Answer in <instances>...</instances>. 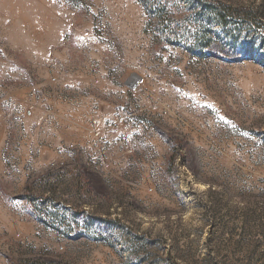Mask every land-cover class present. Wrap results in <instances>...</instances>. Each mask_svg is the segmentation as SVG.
Returning a JSON list of instances; mask_svg holds the SVG:
<instances>
[{
    "label": "rangeland",
    "instance_id": "1",
    "mask_svg": "<svg viewBox=\"0 0 264 264\" xmlns=\"http://www.w3.org/2000/svg\"><path fill=\"white\" fill-rule=\"evenodd\" d=\"M210 1L264 31V0ZM148 19L138 0H0V264H264V43L200 58ZM77 136L68 159L25 155Z\"/></svg>",
    "mask_w": 264,
    "mask_h": 264
},
{
    "label": "trees",
    "instance_id": "2",
    "mask_svg": "<svg viewBox=\"0 0 264 264\" xmlns=\"http://www.w3.org/2000/svg\"><path fill=\"white\" fill-rule=\"evenodd\" d=\"M148 19L146 26L156 33V42L182 47L200 58L207 51L236 52L245 37H258L264 43V31L252 18L256 10H235L210 0H138ZM222 30L220 35L217 29ZM246 32V33H245ZM262 32V33H260ZM256 36V37H255ZM252 43V40H249ZM222 45V46H221ZM207 50V51H206ZM209 54V53H208Z\"/></svg>",
    "mask_w": 264,
    "mask_h": 264
},
{
    "label": "crops",
    "instance_id": "3",
    "mask_svg": "<svg viewBox=\"0 0 264 264\" xmlns=\"http://www.w3.org/2000/svg\"><path fill=\"white\" fill-rule=\"evenodd\" d=\"M79 85L80 84H79L78 79L77 80L72 79V81L69 83V86L72 89L79 88ZM115 90L116 89H114V91ZM126 94H127L126 93V89L125 90L122 89V90H120V94L119 95H116V94H114V96L112 95L113 96V102L112 103H110V102H101V101H98L96 97H95V100H94L93 97L92 98L90 97V99H89V101H90L89 104L90 105L89 106H90V108L93 107V105L96 108H98V107L100 108L101 106H103V108L101 107L100 111H102L103 113H108V112H111V107L109 105L112 104V112H111V115H112V113L118 111L117 109L123 108L124 106H126L128 104L127 95ZM117 96H119L120 99L117 98ZM153 99H156V98H153ZM104 100H105V96H104ZM141 106L142 107L144 106L143 107L144 109L147 108V105H146L145 102H142ZM79 110L80 109L78 108V109H76L74 111L78 112ZM108 110H110V111H108ZM126 112L128 113L129 111H126ZM128 114H130V115H127L126 118L132 116L131 115L132 114L131 111ZM76 116H77V114L74 115V119L76 118ZM138 116H137L138 117L137 119H134V117H133V118L128 119V121H131V123L136 122L138 127L142 128V129H145L146 131L148 130L147 133L151 132L152 129H153V123L150 122V120H148V119L146 120L145 117L142 116V115H138ZM110 118L111 117L108 118V116L104 115L102 120H100V122L101 123H105ZM73 125L75 126L76 123H74ZM130 125L131 124H128V126H130ZM77 127L79 128V114H78V125H77ZM77 135H79V134H77ZM32 144H34V143H32ZM79 145H81V143H80V138L78 136L76 138H72V140L71 139H66L65 142L63 141L62 145H60V143H53V144H50L47 147H45V146H42V147L39 146L38 147V145H37L39 150L37 149V147H30L29 143L27 142L26 143V147H25V155L28 158V157H33L34 155H36V153L42 154V152H43L44 154L46 153L48 155V157H50L52 159L56 158V159H59V160L60 159L64 160V159L70 158L73 155V153H74V149L76 147H78ZM61 147H63V149H60ZM70 149H72V150H70ZM152 149L156 150L155 148H152Z\"/></svg>",
    "mask_w": 264,
    "mask_h": 264
},
{
    "label": "bare ground",
    "instance_id": "4",
    "mask_svg": "<svg viewBox=\"0 0 264 264\" xmlns=\"http://www.w3.org/2000/svg\"><path fill=\"white\" fill-rule=\"evenodd\" d=\"M138 82H139V78L137 76L134 77L133 85L132 86H134V84L136 85Z\"/></svg>",
    "mask_w": 264,
    "mask_h": 264
},
{
    "label": "built area",
    "instance_id": "5",
    "mask_svg": "<svg viewBox=\"0 0 264 264\" xmlns=\"http://www.w3.org/2000/svg\"><path fill=\"white\" fill-rule=\"evenodd\" d=\"M133 88L135 87V85L134 86H132Z\"/></svg>",
    "mask_w": 264,
    "mask_h": 264
}]
</instances>
